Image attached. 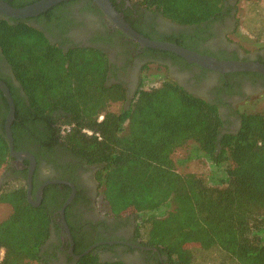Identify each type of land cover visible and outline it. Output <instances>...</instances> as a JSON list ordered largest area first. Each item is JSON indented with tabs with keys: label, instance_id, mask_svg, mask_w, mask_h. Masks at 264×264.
I'll return each instance as SVG.
<instances>
[{
	"label": "trees",
	"instance_id": "obj_1",
	"mask_svg": "<svg viewBox=\"0 0 264 264\" xmlns=\"http://www.w3.org/2000/svg\"><path fill=\"white\" fill-rule=\"evenodd\" d=\"M222 2L138 4L191 27L209 22ZM0 49L28 100L27 105L20 103L11 88L15 151L31 135L33 125L44 124L51 139L35 136V141L45 148L59 143L84 163L98 166L102 210L114 217L141 215L138 238L163 254L167 264H193V251H216L232 264H264V112L243 115L237 133L221 134L223 121L216 106L161 81L138 90L127 109L114 113L109 107L124 102L125 93L120 85L104 84L110 67L100 51L65 53L37 30L1 17ZM5 107L0 168L10 160L4 135L7 103ZM54 117L63 119L55 128ZM62 126L69 131L61 134ZM187 148L185 160L201 157L211 163L214 185L176 171L173 155ZM15 173L24 183L0 189V204L11 208L0 221V264L37 263L51 233L52 208L46 196L56 187H46L43 201L33 207L27 201L26 172ZM87 248L76 244L73 254L81 255ZM75 264L102 263L90 252Z\"/></svg>",
	"mask_w": 264,
	"mask_h": 264
},
{
	"label": "flooded vegetation",
	"instance_id": "obj_2",
	"mask_svg": "<svg viewBox=\"0 0 264 264\" xmlns=\"http://www.w3.org/2000/svg\"><path fill=\"white\" fill-rule=\"evenodd\" d=\"M1 1L24 7L31 0ZM109 1L133 30L147 39L176 44L218 60L264 65L263 46L250 52L230 38L236 31L239 0H223L219 12L209 22L191 27L172 23L133 0ZM4 20L10 24L20 21L28 25L40 32L51 46L65 53L74 49H93L104 54L110 67L104 84L120 85L124 89L126 99L118 103L123 110L146 82L155 79L170 81L189 95L216 106L223 121L221 134H235L242 116L251 114L248 110L264 101L262 75L253 72L221 74L188 64L172 53L142 47L114 26L90 0L67 1L30 19ZM0 81L8 87L10 95L12 88L18 95V101L27 105V97L15 81L1 49ZM5 103L0 91V126L6 111ZM53 120L55 128L63 119L54 117ZM35 136L48 141L51 139L50 130L37 123L33 125L31 135L20 141L18 150L35 159L32 197L35 199L37 190L44 186L42 202L45 188L56 187L46 196L47 204L52 208L51 233L43 247V257L37 264H75L77 260L72 254L76 244L93 247L92 254L102 264L116 261L124 264H167L163 254L138 238L137 226L141 215L114 217L102 210L96 181L98 166L84 163L59 143L42 147L35 141ZM28 165L26 160L10 157L3 177L15 176L14 172H26L27 175ZM70 197L71 201L62 215L60 211Z\"/></svg>",
	"mask_w": 264,
	"mask_h": 264
},
{
	"label": "water",
	"instance_id": "obj_3",
	"mask_svg": "<svg viewBox=\"0 0 264 264\" xmlns=\"http://www.w3.org/2000/svg\"><path fill=\"white\" fill-rule=\"evenodd\" d=\"M71 1V0H38L32 4H29L24 7L15 8L9 5L8 3L0 0V17L9 18L13 20H24L37 17L51 8L59 5L61 3ZM99 10H101L116 26L122 33L128 36L131 40L138 43L142 47H146L148 49L157 50V51H165L177 55L181 59H183L188 64H195L203 69L212 70L219 72L221 74H229V73H241V72H253L258 73L264 77V65L248 62V61H223L218 60L213 57L200 55L194 51L185 49L176 44H171L168 42L161 41H153L147 39L137 32H135L117 13L109 0H90ZM0 91L2 92L3 97L6 100L8 105V113L6 115L4 121V135L8 144L9 155L11 158L18 159L19 161L26 160L28 161L27 175H26V183H27V201L33 207H37L41 203L42 199V191L43 187H40L37 190L36 198L32 197V176L35 168V159L29 153L18 152L14 150L13 138L11 134V125L14 121V102L11 98L8 87L0 81ZM70 197L68 201L64 204L61 209V214L63 215V210L66 205L71 201ZM63 224L65 222L63 220ZM66 227V225H65ZM67 229V227H66ZM68 231V230H67ZM69 238L70 235L68 234ZM71 245L73 242L70 238ZM93 247L85 250L81 255L72 254L73 258L78 260L81 257L87 255L92 251ZM155 251L156 249L153 248Z\"/></svg>",
	"mask_w": 264,
	"mask_h": 264
},
{
	"label": "rangeland",
	"instance_id": "obj_4",
	"mask_svg": "<svg viewBox=\"0 0 264 264\" xmlns=\"http://www.w3.org/2000/svg\"><path fill=\"white\" fill-rule=\"evenodd\" d=\"M237 7L236 31L230 36L231 40L250 52L259 47H264V0H239ZM160 82V79L146 82L143 89L156 86ZM108 110L118 113L123 110V106L115 103ZM248 111L251 113L264 112V101ZM187 154L188 148L177 150L173 155L176 171L180 174H195L202 177L209 185H214L215 173L211 163L201 157L185 160ZM4 172L5 166L0 168V189H12L24 183L17 181L21 176L10 175V177H3ZM10 212L11 208L8 205L0 204V221L6 219ZM155 215H158V213H155ZM193 257V264H232L230 261L224 260L216 251H193ZM27 264L37 263L31 262Z\"/></svg>",
	"mask_w": 264,
	"mask_h": 264
},
{
	"label": "built area",
	"instance_id": "obj_5",
	"mask_svg": "<svg viewBox=\"0 0 264 264\" xmlns=\"http://www.w3.org/2000/svg\"><path fill=\"white\" fill-rule=\"evenodd\" d=\"M133 1H136V2H138V1H140V0H133ZM67 131H69V127H67V126H62L61 127V134H64L65 132H67ZM2 256V252L0 253V257Z\"/></svg>",
	"mask_w": 264,
	"mask_h": 264
}]
</instances>
